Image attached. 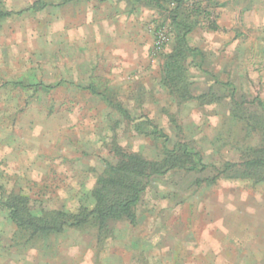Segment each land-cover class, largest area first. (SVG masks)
<instances>
[{
	"label": "rangeland",
	"instance_id": "1",
	"mask_svg": "<svg viewBox=\"0 0 264 264\" xmlns=\"http://www.w3.org/2000/svg\"><path fill=\"white\" fill-rule=\"evenodd\" d=\"M64 1L0 0V13H13L0 19V204L23 197L34 217H77L94 208L111 168L133 157L161 165L176 143L207 168L146 180L135 224L34 235L0 209V264H264V172L245 166L264 157V0H183L195 24L188 44L202 55L170 75L168 13L130 0ZM37 2L51 7L29 11ZM59 81L67 85L50 92L13 86ZM151 126L169 136L168 151ZM229 164L238 166L222 173Z\"/></svg>",
	"mask_w": 264,
	"mask_h": 264
},
{
	"label": "trees",
	"instance_id": "2",
	"mask_svg": "<svg viewBox=\"0 0 264 264\" xmlns=\"http://www.w3.org/2000/svg\"><path fill=\"white\" fill-rule=\"evenodd\" d=\"M74 0H65L63 4L70 3ZM105 1V0H103ZM136 6L149 5L154 7L161 13H168L176 30V46L174 52L168 57L166 63L167 73H177L180 62L184 57L201 56L202 53L198 49H192L188 44V36L194 31L195 24L188 21L181 9L183 0H130ZM51 5L43 2H37L28 10L32 12H41ZM13 13H0V19L12 17ZM198 67L202 70L201 64ZM216 80V79H215ZM67 85L64 81H59L52 85L36 84L25 85L21 82L14 83L13 86L23 90L34 88L36 91L50 92L59 87ZM222 86L227 90L232 97L236 95L237 88L232 83H224ZM94 97L101 100L104 104L114 107L118 112L130 119V113L121 105L115 104L97 87L90 85L85 88ZM259 105L264 109V104L259 102ZM147 135L153 140L163 144L167 150L169 144V136L160 128L151 126ZM190 162L191 167L187 168L186 163ZM198 166L201 169H206L203 164L202 156L199 152L190 148L184 143H176L171 151H168V156L164 163L149 164L146 161H141L137 157L130 158L126 162H121L117 167L111 168L109 178L104 179L101 187L94 192L95 206L92 210L85 209L79 216L69 217L67 214L60 212L58 217L51 220H46L34 217L27 204V198H15L11 196L5 203L0 204V209H5L9 212L11 220L21 229L30 231L34 235L49 234L53 231H59L64 225L83 226L91 223L104 227L109 222L127 220L132 224L136 223V215L134 209L140 204L143 194L146 192L150 178L154 176H163L166 173L175 169H187V171H197ZM238 164L227 165L222 173H227ZM248 172H264V157L257 158L245 163ZM68 219V220H67Z\"/></svg>",
	"mask_w": 264,
	"mask_h": 264
},
{
	"label": "built area",
	"instance_id": "3",
	"mask_svg": "<svg viewBox=\"0 0 264 264\" xmlns=\"http://www.w3.org/2000/svg\"><path fill=\"white\" fill-rule=\"evenodd\" d=\"M166 41V36L163 33L159 34V41L157 43V45L160 47L162 44H164V42Z\"/></svg>",
	"mask_w": 264,
	"mask_h": 264
},
{
	"label": "crops",
	"instance_id": "4",
	"mask_svg": "<svg viewBox=\"0 0 264 264\" xmlns=\"http://www.w3.org/2000/svg\"><path fill=\"white\" fill-rule=\"evenodd\" d=\"M80 1H82V0H74V1H72V2H80ZM85 1V0H84ZM99 1H102V2H106V1H108V0H105V1H103V0H99ZM62 3V2H61ZM71 3V2H70ZM67 4H69V3H67ZM60 5H62V4H60ZM66 5V4H65Z\"/></svg>",
	"mask_w": 264,
	"mask_h": 264
}]
</instances>
